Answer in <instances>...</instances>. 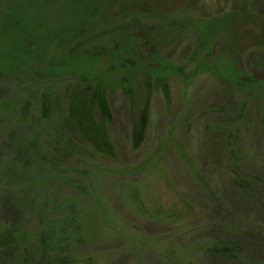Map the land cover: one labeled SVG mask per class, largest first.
Masks as SVG:
<instances>
[{
  "label": "rangeland",
  "instance_id": "obj_1",
  "mask_svg": "<svg viewBox=\"0 0 264 264\" xmlns=\"http://www.w3.org/2000/svg\"><path fill=\"white\" fill-rule=\"evenodd\" d=\"M13 2L18 0H0V33L5 25L7 34L0 37V57L8 55L9 40L22 35L35 37L37 31L34 23L27 24L22 15H13ZM32 3L29 7L36 11L35 23L44 9L53 22L62 17L57 24L60 27L71 20L58 32L60 27L48 25L52 35L61 33L57 51L67 52L78 41L69 38L81 32V23L87 22L88 28L96 23L98 30H107L103 38L92 32L81 39L80 53L85 52L84 47L90 51L97 46L98 55L106 49L110 59L106 69L120 88L111 85L114 89L104 92L112 115L106 123L110 143L105 146L111 153L101 155L82 137L84 132L96 145L99 143L85 125L88 113L79 103L73 104L75 94L85 86L83 79L80 85L72 76H43L45 60L52 61L60 53L52 50L44 56L39 51L38 60H31L34 71H22L20 78L7 74V58L1 61L0 151L3 155L9 152L13 141L19 146L32 141L34 147L30 148L45 157L28 165H37L30 179L12 173L13 177L6 178L13 179L7 180L0 174V187L2 183L7 189H16L18 197L24 188L33 187L27 195L35 203L24 214L29 243L26 252L46 248L38 236L54 227L55 217L66 214L62 205L69 199L75 200L73 209L85 227V236L69 250L77 264H224L226 261L217 263L207 249L215 239H239L241 231L252 225L264 235V89L246 90V96L234 94L228 87L231 82L212 71L221 67L218 70L229 75L234 61L247 75L264 77V45L243 41L255 28L251 25H261L255 34L264 31V0H148V8H140L135 0L125 5L119 0H79L81 8L77 4L68 19L66 6L46 8L42 3ZM8 16L13 30L7 25ZM206 37L217 49L221 47V53L201 50L198 59H189L188 65L186 56L195 48L204 49ZM118 43L124 49L129 45L130 50L149 45L159 59L181 68L161 79L152 78L156 84L147 93L146 115L134 121L132 141L129 105L143 98L148 79H139L132 86L129 76L140 69L132 67L130 56L116 52ZM86 61L93 62L90 57ZM122 61L132 68H121L117 73L114 64ZM22 64L26 69L27 64ZM191 69L196 75L184 83L185 73ZM40 70L41 77L37 75ZM93 76L94 83H99L100 74ZM107 81L106 87L110 85ZM130 89L128 95L126 90ZM87 92L90 95L91 91ZM44 107L48 116L42 113ZM70 109L78 132L64 123ZM89 115L94 123L100 119L97 111ZM140 127L144 128L142 139L138 138ZM84 152L93 156L79 157ZM47 158L60 162V170L53 172ZM81 158L92 160L94 167L83 164ZM232 179L240 186L233 187ZM258 240L246 242L247 264L262 261Z\"/></svg>",
  "mask_w": 264,
  "mask_h": 264
},
{
  "label": "trees",
  "instance_id": "obj_2",
  "mask_svg": "<svg viewBox=\"0 0 264 264\" xmlns=\"http://www.w3.org/2000/svg\"><path fill=\"white\" fill-rule=\"evenodd\" d=\"M79 0H18L17 3L14 4L13 2V11H11L14 14L22 15L24 18L25 23H34V27L37 29L35 37H27V35H22V37H18L14 41H10L8 43L7 52L8 55H3L0 57V63L4 58H7L6 61L10 65L5 67L7 69V74L11 72L13 76L16 78H20L22 76V71L26 72H32L33 70V62L38 60V56H40L39 51H42V54L45 55L51 54V51L54 50L55 52L60 53V55L52 58V61L45 60V64L43 68V76L48 77L51 74L55 75H67L72 76L77 81H80L83 79V82L85 86L83 87V91H79L75 94V101H73V104H80L83 108V112H87L85 125L88 126V128L92 129L90 130L91 134L95 136V139L99 141V144H104L103 146L96 145L95 141H92L91 139H88V135L86 136L83 132L82 137L85 142L92 143L95 150H100L98 154L104 155L109 154V147L106 148L105 146L108 145L107 142V133H106V123L110 121V118H112L111 112H110V106L106 103L104 99V92L109 89L113 90L115 85L118 88H120V85H117V79L111 77L112 75L109 74V70L106 69V66H109L110 59L108 56V52L105 49L104 54H96L97 52V46H92L91 50L88 51L89 47H84L83 53H80L82 50V42L78 43L81 39L87 38L90 36L92 32H97L95 37H105L107 30H98L96 27V23L90 26L88 28V25L85 27V24L87 23H81L83 26H81V32L73 34L69 40L73 42L74 40H78L74 45L71 43L67 52H60L57 51L56 48L59 46V37L60 34H54L52 35L48 31V25H57L60 23L61 18L59 17L58 20L52 21L51 17H49L47 13V9L43 10V14L38 13L39 20L37 23L33 22V18H35L36 11L32 12L29 5H34L32 2L42 3L48 7H53L55 4H61L66 6L68 8V12L65 16L66 19L69 18V15L71 12L75 13V7L77 6ZM116 0H114L115 2ZM118 1V0H117ZM130 0H119V3L121 5H125L126 2L128 3ZM138 1V5L140 8L147 7L148 0H135ZM149 6V5H148ZM11 7V6H10ZM78 7L80 5L78 4ZM16 8V10H15ZM81 8V7H80ZM124 8V7H123ZM148 8V7H147ZM109 9V8H108ZM79 10V9H78ZM17 12V13H14ZM10 12V13H11ZM105 12L101 13V18L105 16ZM90 16H92V13H88ZM10 16V14H9ZM9 16L6 18L9 20V23L7 25L11 30H13L11 27H13L12 19L9 18ZM81 17V14H80ZM9 18V19H8ZM82 18V17H81ZM81 21V19H80ZM71 20L67 23L60 25H57V27H60V29L56 30L57 32L60 30H63L67 27V25L71 24ZM63 23V21H62ZM26 24V25H27ZM36 24V25H35ZM15 25V24H14ZM76 25V24H74ZM254 26L255 28L250 29V36H247L243 39V41H259V44L264 45V31H258L256 33V27H259L261 25H251V27ZM64 27V28H63ZM200 29V28H199ZM197 30V32L199 31ZM264 30V27L262 28ZM5 25L2 28V32L0 33V37L2 38L3 35H7L5 32ZM99 32L100 35H99ZM65 38H68L69 31L66 32ZM93 36V34H92ZM214 36V35H213ZM63 37V39H64ZM37 41H35V40ZM193 39V38H192ZM213 39V38H212ZM102 40V39H101ZM211 38L206 37L205 41L207 43V46H205L204 49L201 48H195L193 49V53L189 54V57L186 56L185 62L189 65L191 62H194V59H198V56L202 54L200 52L201 50H204L205 53H208L211 50H214V53H221V47H218V49L214 45V41L210 42ZM67 42L63 41V46L67 47ZM119 44V43H118ZM193 44V42H192ZM253 45H257V43H253ZM121 48H120V47ZM128 47V48H127ZM126 49L122 47V45L116 46V52L123 55H128L131 57L133 65L132 67H137V72L129 77L132 80V86L136 81H139V79L147 78L148 82H146L145 89L146 93L142 97H139V99L135 103H130L129 109H128V116L130 118V128H131V141L134 139V129L133 124L136 119H140V117L146 115L147 106L149 105L148 102V96L147 93H151L152 91V85L156 84V81H152V78H159L161 79L163 76H167L168 74L177 73L180 71L181 68L174 65L170 61L159 59L157 55L154 54L152 49L149 48V45L141 47H137L136 49H131L129 45H127ZM145 48V50L142 52L141 49ZM67 49V48H66ZM65 50V49H64ZM195 51V52H194ZM216 51V52H215ZM226 53L230 56V51L225 48ZM85 53V56L83 54ZM188 55V54H187ZM223 56V55H222ZM88 57H90L93 62L90 64L88 61ZM33 59V62L31 61ZM191 59V62L190 60ZM50 60V59H49ZM86 61L84 63V61ZM30 62H32L30 64ZM34 62V63H35ZM217 60L214 62L215 65H217ZM7 63V62H6ZM22 63H26L27 67L24 69V65ZM81 63V65H80ZM201 64V62H200ZM228 65V63H225ZM32 65V66H31ZM135 65V66H134ZM239 65V64H238ZM218 66V65H217ZM236 63L232 61V65L229 66V75L224 74L220 72L218 69L221 67H218L217 70L212 69L213 72H216L219 77L224 79L226 82H231L229 89L234 94H241L242 96L248 95L246 90H252L255 88L256 91H261L264 89V77H257L253 75H247L246 71L239 65L236 66ZM4 67V62L2 66L0 67V71ZM114 67L117 70V73L121 72V68H132L130 65H126L123 63V61L120 64H114ZM2 68V69H1ZM4 69V70H5ZM207 69V68H206ZM130 70V69H128ZM195 69H191L190 71L186 72L185 82L187 83L189 80L196 75V72H194ZM112 71H114L112 69ZM219 71V72H217ZM5 72V71H4ZM100 74L98 76L99 83L95 84L96 78L93 76L94 74ZM41 74V70L38 71L37 75ZM108 74V76L106 75ZM114 74V73H112ZM190 77H189V75ZM144 75V76H142ZM41 77V75H39ZM110 77V78H108ZM108 78V79H107ZM190 78V79H189ZM110 79V80H109ZM112 79V80H111ZM109 80V81H107ZM109 82L110 85L105 86ZM152 81V83H151ZM189 81V82H190ZM93 82V84H92ZM129 82V81H128ZM188 82V83H189ZM237 83V87L235 85ZM82 85V83L80 84ZM109 87V88H108ZM113 87V89H110ZM87 88L90 90V95L87 93ZM93 88V89H92ZM128 92V95L131 94V89L126 90ZM109 95V94H108ZM1 100V99H0ZM108 100V99H107ZM3 101V100H1ZM45 102V101H43ZM45 102L44 104H48ZM72 104V105H73ZM2 103L0 102V109L2 108ZM108 106V108H107ZM90 107V110H89ZM72 114H71V112ZM69 112L66 113L67 117L64 118V123L66 127H70L72 131L78 132L76 121L74 119V111L70 109ZM94 111L99 112L100 119L97 120L98 122L94 123V119H90L89 113H93ZM46 113L48 116L49 112L46 107H44L43 112ZM85 117V116H84ZM147 118L145 117V120ZM141 120V119H140ZM108 125V124H107ZM145 127V126H144ZM141 128V135L138 137L142 139L144 134V128L142 130ZM139 128V129H140ZM96 129V130H95ZM146 130V128H145ZM106 142V144H105ZM94 143V144H93ZM110 143V142H109ZM33 142H26L25 145L19 146V144L16 141H13L11 145H9V152L6 151V154L3 155L2 151H0V160L3 162V166H0V174H3V177L6 178L7 175L15 173L21 178H32L31 170L34 169L37 165H32V168H28V165L33 163V160H44L45 157L41 155L38 151H35L34 148L31 149L30 147L33 146ZM22 147V148H20ZM224 151V150H223ZM96 152V151H95ZM108 152V153H107ZM8 153V154H7ZM89 154L90 156H93L91 153L84 152L80 153L79 157H83L82 155ZM88 155H85L87 157ZM55 160V159H54ZM47 161H49V165L52 168V171L54 172L57 170H60L61 166L58 164L57 160L51 161L49 158H47ZM84 162L83 164L86 165H92L94 167V162L88 158H81V162ZM240 176V175H239ZM7 180L13 179V178H6ZM5 182V181H4ZM231 184L233 187L240 186V183L237 181H234L232 179ZM1 190H0V264H77V260H75L74 255L69 251L72 246L76 245L80 239H82L85 236V232L83 229V222L80 218V216L77 215V211L73 209L74 205V199H69L66 204L62 205V210L66 212L65 215L62 217H55L53 219L54 221V227H50L48 231L41 232V234L38 236L41 241H43L46 244V248H42V251L34 252L33 249H31V253L34 256H30L31 253H27L26 250H28L26 244H29L26 242L28 240V233L25 229V221H24V214L27 210H29V205L34 204L32 200L28 198L27 191H30L33 189V187L27 186L25 191H23V194L21 196H17L16 189H7V187H3V184L1 183ZM248 192V190H247ZM57 226V228H56ZM260 230L257 228V226H247L245 229L241 231L239 234L240 238H225L224 240L221 238L215 239L213 241V244L210 245L207 249L213 254V257L216 258L217 263H223L224 264H247V257L249 251L246 249V242L251 240H257L259 238L260 240L256 241L257 244H262V261L256 260V262H253L252 264H264L263 255H264V235L258 234ZM258 236V237H257ZM251 241V242H252ZM30 248V245H28ZM29 251V250H28ZM66 252V254L64 253ZM63 254H65L63 256ZM71 254L72 256H70ZM50 260H49V259ZM38 261V262H37ZM222 261V262H221ZM215 263V262H214Z\"/></svg>",
  "mask_w": 264,
  "mask_h": 264
}]
</instances>
